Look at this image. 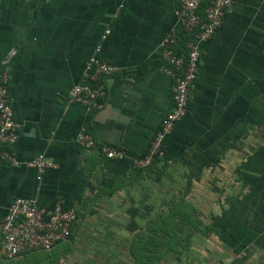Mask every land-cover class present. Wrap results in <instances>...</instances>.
<instances>
[{
    "label": "crops",
    "instance_id": "obj_1",
    "mask_svg": "<svg viewBox=\"0 0 264 264\" xmlns=\"http://www.w3.org/2000/svg\"><path fill=\"white\" fill-rule=\"evenodd\" d=\"M179 9V0H0V81L6 74L20 125L11 150L20 162L42 154L55 166L39 181L35 169L0 160V220L16 199L80 212L68 242L16 260L5 259L0 230V264L41 253L48 264H76L86 248L139 238L143 221L170 214L185 230L209 220L220 238L244 224L255 237L244 249L264 262V0H236L227 10L202 45L187 114L166 139L165 157L133 167L173 107L159 46L172 30L183 34ZM97 56L121 71L105 79L103 107L93 110L71 102L70 91ZM83 127L123 157L79 147Z\"/></svg>",
    "mask_w": 264,
    "mask_h": 264
},
{
    "label": "built area",
    "instance_id": "obj_2",
    "mask_svg": "<svg viewBox=\"0 0 264 264\" xmlns=\"http://www.w3.org/2000/svg\"><path fill=\"white\" fill-rule=\"evenodd\" d=\"M235 1L208 0L203 16L200 10L207 0H179L177 20L183 34L172 30L159 46L163 70L173 80V107L162 121L146 154L133 161L134 168L149 169L165 157L166 139L187 114L192 89L199 76L202 45L214 37L223 24L227 10ZM110 33V29L105 30L102 41ZM182 42H185V52L180 55L176 50ZM101 49L99 45L96 53H100ZM120 71L119 67L98 56L91 58L83 81L74 85L70 91L71 102L93 110L101 109L106 96L104 81ZM19 129L20 125L9 102V80L4 74L0 81V160L15 167L22 165L35 169L41 181L46 171L55 166L42 154L29 162H20L16 158L11 147L19 139ZM76 143L85 150L96 149L108 159L122 158L124 154L122 150L106 143L98 144L85 127L78 132ZM79 222L80 212L77 207L63 208L58 204L52 212H46L39 210L33 201L16 199L8 207L6 216L0 220L4 257L6 260H16L30 253L51 252L72 238Z\"/></svg>",
    "mask_w": 264,
    "mask_h": 264
},
{
    "label": "rangeland",
    "instance_id": "obj_3",
    "mask_svg": "<svg viewBox=\"0 0 264 264\" xmlns=\"http://www.w3.org/2000/svg\"><path fill=\"white\" fill-rule=\"evenodd\" d=\"M149 222V221H148ZM143 221L142 236L116 239L97 248H86L75 259L76 264H264L261 252L252 254L243 247L230 246L229 237L219 238L213 234L210 221H196L197 230H185L181 225L172 230L166 223ZM164 226L159 229V226ZM138 242H136V240ZM244 240V239H243ZM136 242V243H135ZM254 242V241H253ZM117 243V244H116ZM110 244V245H109ZM91 246V245H89ZM252 254V256H251ZM47 253L15 264H48ZM83 256L92 257L87 261ZM91 259V260H90Z\"/></svg>",
    "mask_w": 264,
    "mask_h": 264
},
{
    "label": "trees",
    "instance_id": "obj_4",
    "mask_svg": "<svg viewBox=\"0 0 264 264\" xmlns=\"http://www.w3.org/2000/svg\"><path fill=\"white\" fill-rule=\"evenodd\" d=\"M207 5H208V0L205 4H203V6L200 10L201 15H203V16H204V10L207 7ZM184 51H185V42H182L181 46L179 48H177L176 52L181 55L182 53H184ZM162 218L163 219L155 221V222H157V225L160 223H166L165 225L170 227L172 230L179 228L183 224V220H181V219L177 222L174 221L173 220V214H170V215L166 216L165 218L164 217H162ZM151 226H154L153 222L151 223ZM163 227H164L163 225L159 226V229H161ZM236 228H238V229H236ZM239 228H240V230H239ZM211 230L213 231V233H215V235L217 237L220 238L219 232L215 231L212 228H211ZM251 232H250V234H251ZM246 233L247 232L245 230V225L240 223V222H237L235 224V227H233V229L231 230V234H230L231 240H233V242H235L237 245L239 244L240 246L245 248V247H247V245H249L255 239V237H252V236L249 237L248 235L246 236ZM253 234L256 235L254 232H253Z\"/></svg>",
    "mask_w": 264,
    "mask_h": 264
}]
</instances>
